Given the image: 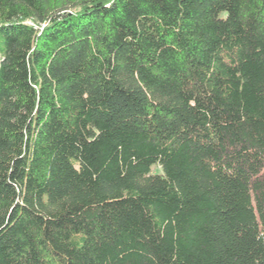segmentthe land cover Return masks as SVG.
Returning <instances> with one entry per match:
<instances>
[{
	"label": "trees",
	"instance_id": "1",
	"mask_svg": "<svg viewBox=\"0 0 264 264\" xmlns=\"http://www.w3.org/2000/svg\"><path fill=\"white\" fill-rule=\"evenodd\" d=\"M0 264H264V0H0Z\"/></svg>",
	"mask_w": 264,
	"mask_h": 264
},
{
	"label": "rangeland",
	"instance_id": "2",
	"mask_svg": "<svg viewBox=\"0 0 264 264\" xmlns=\"http://www.w3.org/2000/svg\"><path fill=\"white\" fill-rule=\"evenodd\" d=\"M152 171H154V172H159L160 170H158V168L154 167V168L152 169Z\"/></svg>",
	"mask_w": 264,
	"mask_h": 264
}]
</instances>
